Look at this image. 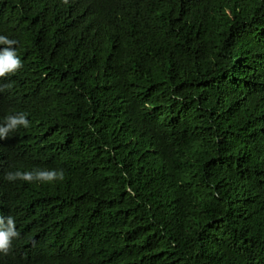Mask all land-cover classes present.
Masks as SVG:
<instances>
[{
  "label": "trees",
  "instance_id": "trees-1",
  "mask_svg": "<svg viewBox=\"0 0 264 264\" xmlns=\"http://www.w3.org/2000/svg\"><path fill=\"white\" fill-rule=\"evenodd\" d=\"M0 35V264H264V0H0Z\"/></svg>",
  "mask_w": 264,
  "mask_h": 264
},
{
  "label": "clouds",
  "instance_id": "clouds-1",
  "mask_svg": "<svg viewBox=\"0 0 264 264\" xmlns=\"http://www.w3.org/2000/svg\"><path fill=\"white\" fill-rule=\"evenodd\" d=\"M18 42L15 39H9L7 36L0 35V78L9 74H14L22 67L16 50L12 47ZM30 121L25 113H17L9 115L0 123V140L8 137L9 133L16 131L18 128H28ZM64 178L63 170H41L34 169L32 171H15L6 174L5 179L8 181L21 180L25 182H44L52 183ZM18 236L15 230V221L12 217H0V252L7 253L11 247L12 240Z\"/></svg>",
  "mask_w": 264,
  "mask_h": 264
}]
</instances>
